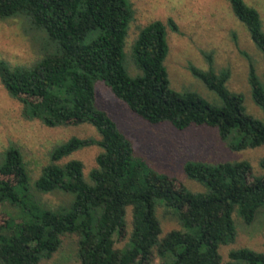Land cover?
Here are the masks:
<instances>
[{"label":"trees","instance_id":"obj_1","mask_svg":"<svg viewBox=\"0 0 264 264\" xmlns=\"http://www.w3.org/2000/svg\"><path fill=\"white\" fill-rule=\"evenodd\" d=\"M227 1L264 61L259 11L244 0ZM19 16L45 34L49 49L30 65L0 60L1 85L22 104L26 119L48 128L90 125L100 139L72 137L56 146L34 182L39 193L73 194L68 211L51 210L31 193V174L18 147L0 153V264H41L68 236L78 239L80 264H223L220 248L237 238L234 216L251 225L264 209V176H255L247 162H188L186 177L204 189H187L137 156L134 139L98 108L95 83L148 124L167 123L178 131L215 128L223 142L233 137L235 152L264 147V118L248 115L244 96L228 89L230 70L190 67L220 105L173 90L165 65L167 29L178 33L179 26L170 18L140 30L131 56L140 74L131 77L124 54L135 16L129 0H0V20ZM250 69L252 98L264 113V82ZM92 146L102 151L88 177L82 161L61 163ZM260 166L264 170V159ZM4 206L17 208L28 221L12 226L15 216ZM160 207L172 212L180 229L163 232ZM226 264H264V252L234 249Z\"/></svg>","mask_w":264,"mask_h":264},{"label":"rangeland","instance_id":"obj_2","mask_svg":"<svg viewBox=\"0 0 264 264\" xmlns=\"http://www.w3.org/2000/svg\"><path fill=\"white\" fill-rule=\"evenodd\" d=\"M257 9L261 15L264 31V0H244ZM135 16L130 23L125 41V61L128 73L136 77L140 72L134 66L131 56L140 30L154 21L166 22L173 19L179 26L175 33L167 29L169 54L165 65L171 88L177 92L192 91L207 102L220 105V99L190 71L194 66L201 70L229 69L231 78L227 84L230 91L244 96L248 115L257 120L264 118L263 111L254 103L249 84L250 68L253 65L260 80L264 82V61L247 28L238 21L227 0H129ZM48 48L45 34L32 30L22 16L0 20V60L14 66L30 65L41 58ZM208 56L211 57V64ZM97 106L107 111L119 129L136 142L137 156L146 160L157 172L176 178L192 191H203L204 187L189 180L184 172L188 162L208 164L247 162L255 176H264L261 161L264 147L235 152L230 145L237 143L231 137L223 142L218 130L209 127H191L178 131L167 123L151 125L132 114L117 101L110 90L101 82L95 83ZM22 104L12 99L0 83V153L9 146L18 147L24 155L30 171V191L44 206L55 211L71 209L75 196L54 191L43 194L34 188L35 180L42 168L50 162V153L58 145L72 137L100 139L90 125L48 128L38 120H28L22 114ZM98 146L80 150L61 161L80 160L84 163L85 176L96 167V158L101 152ZM203 187V188H202ZM4 212L15 216L12 226L25 223L20 211L4 206ZM11 216V217H12ZM163 232L180 229V223L165 207L158 209ZM130 220V217L128 218ZM235 243L222 246L220 253L223 264L229 260L234 249L249 248L264 252V209L260 210L251 225L245 224L237 215ZM130 229V227H129ZM76 236L63 238L60 250L41 264H80L76 260L78 250ZM127 241V240H126ZM125 242L119 243L122 247ZM154 264H159L156 260Z\"/></svg>","mask_w":264,"mask_h":264}]
</instances>
